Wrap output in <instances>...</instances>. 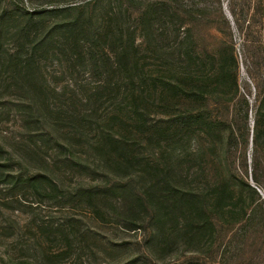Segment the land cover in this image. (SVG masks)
<instances>
[{
  "label": "rangeland",
  "instance_id": "374dc122",
  "mask_svg": "<svg viewBox=\"0 0 264 264\" xmlns=\"http://www.w3.org/2000/svg\"><path fill=\"white\" fill-rule=\"evenodd\" d=\"M96 1L3 0L0 264H264V144L257 169L251 144L228 149L240 94L250 128L257 119L264 0H168L162 15L163 0ZM78 18L80 53L105 48V64L71 54ZM130 37L135 48L115 53ZM171 167L202 216L163 220L154 185ZM19 174L46 175L62 195ZM91 188L106 194L84 197ZM129 192L148 207L128 211Z\"/></svg>",
  "mask_w": 264,
  "mask_h": 264
},
{
  "label": "trees",
  "instance_id": "16d2710c",
  "mask_svg": "<svg viewBox=\"0 0 264 264\" xmlns=\"http://www.w3.org/2000/svg\"><path fill=\"white\" fill-rule=\"evenodd\" d=\"M100 1L102 0H97L96 2L98 3ZM156 5H161L160 6L161 8L156 9L157 13H161V15L162 13H165L167 11L169 12L171 10L170 3L168 2V0H163L162 2H158ZM3 9H4L3 0H0V14L3 11ZM64 11L67 10H49L46 12V14L52 15ZM231 15L233 18H235V23L239 24L240 19L237 18L236 12L234 10L231 11ZM162 20L163 18L162 16H160L159 22H162ZM66 29L69 31L68 35L65 36H67L70 41V45H69L70 52H73L75 48V51L71 54H75L76 57L80 59L88 58L91 62H95V63L103 62L105 64L106 62L109 61V59L107 60L109 55L106 52V49L98 47V50L95 51L94 50V48H96V46H94L95 44L93 46H90V51L88 53V56L84 55L85 53H80V49L84 40L81 38V35L85 33V26L82 23V18H78L77 20L68 23ZM241 31L243 30L241 29ZM119 37L123 39L124 34L119 33ZM127 45L128 46L117 47L115 53L117 54L119 53V55L124 57L127 56V53L131 50V48H135V41L133 40V37H130V41L127 42ZM233 85L236 94L239 95V87L237 85V81L233 80ZM257 87L259 91L258 92L259 106L257 110V119L254 127L250 128L249 126L250 102L248 100V96L240 94L238 103H241L242 105V118H241L242 124L236 129L234 127V124L231 122V125L229 126V137H228L229 150L240 149L243 150L245 154H247L249 145L250 144L252 145L253 166L255 169H257L261 165L259 154L264 144V89H262V87H260L259 85ZM189 118L193 119L195 118V116L191 114L188 117L174 118L173 120H167L168 121L167 123L172 124L176 122L178 125L180 124L186 125ZM173 172L174 169L172 167L171 169L167 168L164 171H162L161 176H163V180L156 181L154 185L159 195V200H158L159 204L164 213L163 220H165V222L168 223L171 216L174 213L178 214V216H176L177 217L176 219H178L181 216L185 221H188V219H194L195 217L202 216L205 212L203 209V203L200 202L199 193L193 190H185L175 187V185L174 186L171 185L170 181ZM168 177L170 178L169 182H167ZM16 179H17L16 181L17 185L29 184L30 186L39 187L42 188L43 190L45 189L47 191H50L56 197L62 195L58 184L46 175L38 174L34 176H25L23 174H19V176L16 177ZM164 183H167L168 187L163 188L162 185ZM151 188H153V186ZM105 194H106L105 190L101 188H95L94 190L93 188L87 189L84 193H82V195L86 198L104 197ZM124 201H125L124 207L128 209V211L131 210L134 211L140 205L144 206V208L146 205L148 207L150 203L149 198L146 199V197H142V196H133L131 192L128 193L127 199ZM173 222L174 219L172 220L171 223ZM191 227L197 230H200L202 228V227L200 228L199 224H196L195 222H192Z\"/></svg>",
  "mask_w": 264,
  "mask_h": 264
}]
</instances>
